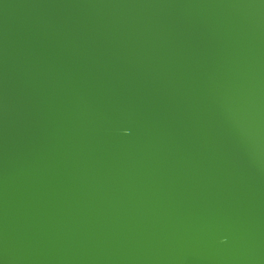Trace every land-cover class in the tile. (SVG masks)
Returning <instances> with one entry per match:
<instances>
[{"label": "water", "instance_id": "obj_1", "mask_svg": "<svg viewBox=\"0 0 264 264\" xmlns=\"http://www.w3.org/2000/svg\"><path fill=\"white\" fill-rule=\"evenodd\" d=\"M0 264H264V0H0Z\"/></svg>", "mask_w": 264, "mask_h": 264}]
</instances>
